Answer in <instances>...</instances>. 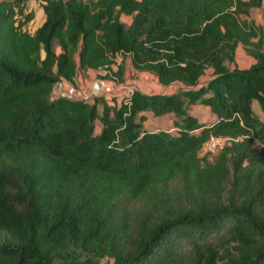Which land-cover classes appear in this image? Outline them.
<instances>
[{"label": "trees", "instance_id": "16d2710c", "mask_svg": "<svg viewBox=\"0 0 264 264\" xmlns=\"http://www.w3.org/2000/svg\"><path fill=\"white\" fill-rule=\"evenodd\" d=\"M39 1L0 0V264H264V0ZM126 58L180 87L52 96Z\"/></svg>", "mask_w": 264, "mask_h": 264}, {"label": "rangeland", "instance_id": "374dc122", "mask_svg": "<svg viewBox=\"0 0 264 264\" xmlns=\"http://www.w3.org/2000/svg\"><path fill=\"white\" fill-rule=\"evenodd\" d=\"M41 3L42 2L39 0H28V2H27V11L28 12L31 11L34 13V19L28 25L29 30H33L35 27L39 26L44 19V14H43V11L41 9ZM250 17L252 20H254L258 24L264 22V1H263V4H262L260 9H255V10L250 11ZM122 20L125 22H128V18H126V17H123ZM55 50L58 51V47H56ZM119 62H120V59L118 58L117 63H119ZM253 63H254V60L251 58L250 55H248L245 52V49L243 47H239L237 52H236L235 63L233 65L231 64V67H233L235 65V66H239V67L244 68V67L250 66ZM116 66H117V64L115 65V67ZM93 74L95 77L97 76L100 78H104L106 75V71L100 72L97 74L93 73ZM153 80H154V78H153L151 73L139 74V72L134 71L131 67L130 61L126 58L125 59V75H124V81L122 82L123 85H125V86L118 91V93H119L118 96L124 95L127 90L133 89V88L137 87L138 85H139V87H141L144 90H150L151 88H153V83H154ZM113 81H115V80H113ZM63 84H64V82H59L55 85V87L52 91L53 97L60 96L59 95L60 91H63V89H64ZM178 87H180V86L179 85L178 86L173 85V86L166 87L165 89L175 90V89H178ZM198 109L199 110H197L196 112L202 113V108H198ZM254 109H255V112L261 118H264V116L261 114L257 104H255V103H254ZM167 122H168V120L166 119V116L161 117L159 119H155L151 116V113H149V119L146 121V124L151 126V127H156V126H160V125L165 127V125H167Z\"/></svg>", "mask_w": 264, "mask_h": 264}, {"label": "crops", "instance_id": "0c3cea01", "mask_svg": "<svg viewBox=\"0 0 264 264\" xmlns=\"http://www.w3.org/2000/svg\"><path fill=\"white\" fill-rule=\"evenodd\" d=\"M252 10H255V9H252ZM124 17H126V16H124ZM126 18H128V17H126ZM123 22H125V21H123ZM129 22H130V20L128 18V22H125V23L128 24ZM35 28L33 30H35ZM33 30H30V31H33ZM100 72H105V70H103V69L79 70L77 75H76V78L74 79V81L72 83L67 82V81H61V82H64V84H63L64 89H63V91H60L59 95L66 96V97L73 98V99H90L93 96H99V95H104L107 98H109L111 96L121 97L122 95L118 96V94H119L118 91L121 88H123L125 85H123V83H118V82L113 81L111 79L100 78L97 76L95 77L93 74V73L97 74ZM143 73H149V72H139V74H143ZM152 76L154 78L153 88H151L150 90H144L141 87H139V85L135 88L139 89L143 93H148V94L149 93H155V92L171 93V92H174L176 89L175 90H168L165 88L169 87V86H173V85L174 86L180 85V84H172L169 86H164L158 82V80L154 74H152ZM207 76L208 75L203 77L202 80H204ZM198 108H202V113L196 112L197 110H199ZM193 111L196 112V115L203 116V114L207 113V117L210 116V115H208V111H209L208 107L204 106V105H194L192 112ZM161 117H165V116H161ZM161 117H156L155 119H159ZM207 117H204L203 119H208ZM166 119L168 120V122H167V125H165V127L169 128L171 126L170 120L167 116H166ZM160 126H162V125H160Z\"/></svg>", "mask_w": 264, "mask_h": 264}, {"label": "built area", "instance_id": "2783aa9c", "mask_svg": "<svg viewBox=\"0 0 264 264\" xmlns=\"http://www.w3.org/2000/svg\"><path fill=\"white\" fill-rule=\"evenodd\" d=\"M126 92H131V89ZM229 141L228 138L221 136H209V138L205 141L200 156H211L215 154L217 151L222 149V147Z\"/></svg>", "mask_w": 264, "mask_h": 264}]
</instances>
